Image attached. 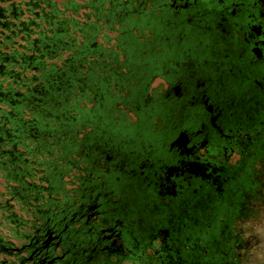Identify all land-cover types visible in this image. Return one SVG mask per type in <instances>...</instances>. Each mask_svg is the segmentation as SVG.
Wrapping results in <instances>:
<instances>
[{"label": "flooded vegetation", "instance_id": "flooded-vegetation-1", "mask_svg": "<svg viewBox=\"0 0 264 264\" xmlns=\"http://www.w3.org/2000/svg\"><path fill=\"white\" fill-rule=\"evenodd\" d=\"M144 8L158 38L130 57L126 88L115 91L127 101L86 140L78 172H63L20 264L146 262L181 238L183 210L197 208L200 189L219 196L225 176L228 194L233 172H261L264 0ZM245 178L248 193L255 176Z\"/></svg>", "mask_w": 264, "mask_h": 264}, {"label": "trees", "instance_id": "trees-1", "mask_svg": "<svg viewBox=\"0 0 264 264\" xmlns=\"http://www.w3.org/2000/svg\"><path fill=\"white\" fill-rule=\"evenodd\" d=\"M144 2L0 0V264H20L63 172H78L86 140L125 104L115 94L126 88L121 74L158 38ZM262 156L261 172H233L231 193L225 176L219 196L200 189L197 208L183 210L181 238L135 264H264ZM244 176H255L251 192Z\"/></svg>", "mask_w": 264, "mask_h": 264}]
</instances>
